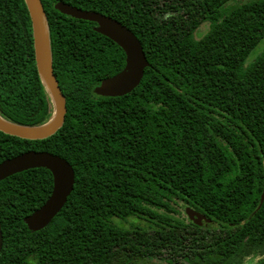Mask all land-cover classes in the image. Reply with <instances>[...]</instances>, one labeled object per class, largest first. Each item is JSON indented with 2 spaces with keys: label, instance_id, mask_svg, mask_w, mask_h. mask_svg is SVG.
I'll return each mask as SVG.
<instances>
[{
  "label": "trees",
  "instance_id": "16d2710c",
  "mask_svg": "<svg viewBox=\"0 0 264 264\" xmlns=\"http://www.w3.org/2000/svg\"><path fill=\"white\" fill-rule=\"evenodd\" d=\"M58 1L137 37L149 65L133 91L94 93L125 53L95 23L55 10ZM231 1L41 0L65 119L42 140L0 132V162L46 151L75 181L35 232L23 219L51 194L50 171L0 181V264H243L252 255L264 264V51L246 63L264 38V0ZM0 115L28 126L52 115L24 0H0Z\"/></svg>",
  "mask_w": 264,
  "mask_h": 264
},
{
  "label": "water",
  "instance_id": "95a60500",
  "mask_svg": "<svg viewBox=\"0 0 264 264\" xmlns=\"http://www.w3.org/2000/svg\"><path fill=\"white\" fill-rule=\"evenodd\" d=\"M29 13L34 57L40 78L52 103V115L43 124L28 126L13 123L0 115V132L26 140H42L55 134L63 125L66 115V99L53 72L50 41L41 0H24ZM55 10L75 19L95 23L93 30L117 44L125 53V65L117 74L103 79L94 88L102 97H119L133 91L140 83L149 63L137 37L124 25L100 12L82 10L69 3L58 1ZM46 40V41H45ZM33 168H45L52 175V191L47 200L23 221L30 231L46 227L59 213L73 190L75 173L63 158L46 151L30 150L0 162V181L19 172ZM264 199V190L260 204ZM188 217L198 226L209 227L212 220L196 211H188ZM2 232L0 224V250Z\"/></svg>",
  "mask_w": 264,
  "mask_h": 264
},
{
  "label": "rangeland",
  "instance_id": "374dc122",
  "mask_svg": "<svg viewBox=\"0 0 264 264\" xmlns=\"http://www.w3.org/2000/svg\"><path fill=\"white\" fill-rule=\"evenodd\" d=\"M162 1H165L166 4H170V2H172V3L175 2V0H160V6H162V8H164ZM244 1H248V0H232L230 2V4H237V3L244 2ZM165 8H166V6H165ZM207 27H208V25H202L198 29L196 36L199 37V36L203 35V33L207 30ZM263 51H264V38L261 40V42L258 44V46L247 57L246 63L248 64V63L252 62L256 58V56L259 55L260 53H262ZM189 211H192V210H189ZM179 212H180L181 217H186L187 212L183 208L180 209ZM261 258L262 257L259 255H252V256L245 258L243 264H256Z\"/></svg>",
  "mask_w": 264,
  "mask_h": 264
},
{
  "label": "flooded vegetation",
  "instance_id": "af4514ba",
  "mask_svg": "<svg viewBox=\"0 0 264 264\" xmlns=\"http://www.w3.org/2000/svg\"><path fill=\"white\" fill-rule=\"evenodd\" d=\"M191 220V219H190ZM192 221H194V220H192Z\"/></svg>",
  "mask_w": 264,
  "mask_h": 264
},
{
  "label": "bare ground",
  "instance_id": "6f19581e",
  "mask_svg": "<svg viewBox=\"0 0 264 264\" xmlns=\"http://www.w3.org/2000/svg\"><path fill=\"white\" fill-rule=\"evenodd\" d=\"M46 41V40H45Z\"/></svg>",
  "mask_w": 264,
  "mask_h": 264
}]
</instances>
